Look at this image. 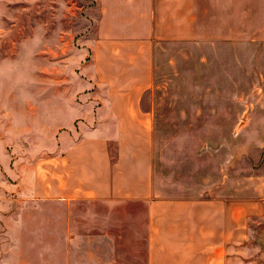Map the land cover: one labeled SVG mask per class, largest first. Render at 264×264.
Instances as JSON below:
<instances>
[{
	"label": "crops",
	"instance_id": "obj_1",
	"mask_svg": "<svg viewBox=\"0 0 264 264\" xmlns=\"http://www.w3.org/2000/svg\"><path fill=\"white\" fill-rule=\"evenodd\" d=\"M24 2L38 10L40 3L48 8L54 0H0V26L9 7L24 10ZM95 2L100 18L92 43L94 78L109 92L106 107L113 125L88 129L72 144L62 136L45 178L39 174L18 182L22 202L46 209L40 217L19 216L21 225L14 230L20 244L49 253L1 259L2 264H67L51 257L52 251L92 244L75 222L82 207L107 216L95 236L103 249L114 247L105 229L108 218L113 223L125 211L129 222L133 209L141 208L144 264H264V239L256 227L264 221V174H232L229 157L221 158L227 146L200 145L210 135L193 128V107L198 106L193 99H177L180 114L172 119L161 100L151 97L158 88L156 47L197 38L198 1ZM220 7L237 13L231 17L241 31L264 40V0H213L212 6L210 0V10ZM184 107L190 108L183 112ZM171 121H176L174 129Z\"/></svg>",
	"mask_w": 264,
	"mask_h": 264
},
{
	"label": "rangeland",
	"instance_id": "obj_2",
	"mask_svg": "<svg viewBox=\"0 0 264 264\" xmlns=\"http://www.w3.org/2000/svg\"><path fill=\"white\" fill-rule=\"evenodd\" d=\"M197 1V38L156 47L158 88L151 97L161 100L172 119L180 114L177 99H193L198 103L193 128L210 135L200 145L227 146L221 158L229 157L232 174H264V40L241 31L231 17L235 11L210 10V0ZM23 4L24 10L9 7L0 26V264L1 259L13 262L49 253L20 244L21 235L14 230L21 225L19 216L40 217L46 209L22 202L18 182L39 174L45 178L47 161L59 151L62 136L72 144L88 129L113 125L106 107L109 92L94 78L92 43L100 18L95 0H54L48 8L40 3L38 10ZM168 124L176 127V121ZM91 211L80 208L75 221L80 235L90 236L91 246L55 250L51 257L67 264L109 259L110 264L145 263L141 208L133 209L129 222L125 211L113 223L106 219L112 249H103L95 238L107 216ZM256 227L264 239V221Z\"/></svg>",
	"mask_w": 264,
	"mask_h": 264
}]
</instances>
